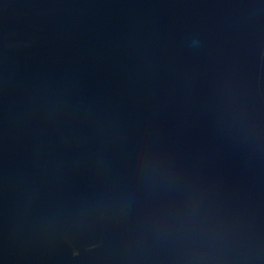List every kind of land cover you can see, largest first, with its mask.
I'll return each mask as SVG.
<instances>
[{
    "label": "water",
    "instance_id": "obj_1",
    "mask_svg": "<svg viewBox=\"0 0 264 264\" xmlns=\"http://www.w3.org/2000/svg\"><path fill=\"white\" fill-rule=\"evenodd\" d=\"M0 264H264V0H0Z\"/></svg>",
    "mask_w": 264,
    "mask_h": 264
}]
</instances>
